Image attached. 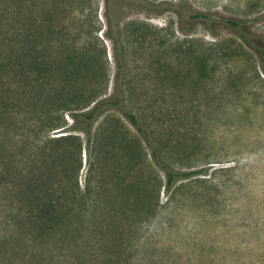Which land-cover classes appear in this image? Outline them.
Masks as SVG:
<instances>
[{"label":"rangeland","instance_id":"374dc122","mask_svg":"<svg viewBox=\"0 0 264 264\" xmlns=\"http://www.w3.org/2000/svg\"><path fill=\"white\" fill-rule=\"evenodd\" d=\"M65 1L58 12L66 22L53 42L70 44L79 32L78 45L93 50L79 89L103 67L111 92L117 65L104 33V0L75 8L76 15ZM17 4L0 0V175L8 172L13 182L15 169L19 193L52 174L56 188L62 157L76 169L78 156L71 150L53 166L45 163L47 139L65 130L52 129L56 111L43 113L38 100L36 107L21 94ZM119 13L126 107L165 164L205 171L167 190L151 147L121 110L111 109L94 124L91 157L81 152L77 180L84 189L92 167L100 192L67 248L40 243L16 224L22 195L0 181V264H264V67L255 50L264 49V0H124ZM53 46V59L67 55ZM62 114L71 125L70 112ZM70 133L85 146L83 131Z\"/></svg>","mask_w":264,"mask_h":264},{"label":"trees","instance_id":"16d2710c","mask_svg":"<svg viewBox=\"0 0 264 264\" xmlns=\"http://www.w3.org/2000/svg\"><path fill=\"white\" fill-rule=\"evenodd\" d=\"M16 1L18 8H16L17 14L15 12V15L19 23L23 19L20 24L22 29L20 28L16 32V42L19 43V46L14 49L17 83L21 85V94L25 103L35 101L33 98L38 100L43 113L52 114L53 111H56L57 115H54L53 119H51V123H54L52 129L62 128L65 130V134L47 139L43 150L46 158L45 163L50 165L51 162L53 166L59 155H66L71 150L78 156L76 169L75 166H69L67 160L62 157L61 167L55 172L56 188L52 186V179H54L52 174L47 177V183H38V180L35 179L29 185L30 189L28 191L20 190L17 193L15 184L17 173L14 172L15 169H13V182H11L8 172L5 173L7 176L5 178L0 175V181L3 182L7 179L5 181L6 184L13 183V195H22L19 203L20 205L22 204L20 211L23 215L20 219L18 218L16 224L18 223L27 229L33 234V238L39 240L40 243L60 241L67 248L71 245V239H76L72 234L78 227L77 222L88 215L92 203L96 201V197L100 192V186L92 182V167H89L84 189L77 180V172L81 167V152L84 149L86 154L91 157L94 124L102 114L111 109L121 110L151 147L155 161L165 171V187L167 190L175 187L176 181L205 171L202 169L175 170L165 164L161 160L154 144L145 135L138 116L126 107L123 86L124 47L121 39V17L119 13V4L124 0H104V16L106 18L104 33L105 37L112 42L113 56L117 65L111 92L108 91V76L103 67L98 76L91 77L89 74L88 80L79 89L77 81L80 77H85L86 72L92 69L89 63V59L92 57L89 55L93 51L86 44L78 45L76 36L78 35L77 37H79V32L72 38L74 42L70 44L67 40H64L65 38L59 40L58 43L53 42L57 25H60L63 29L62 24L66 22L65 15L61 16V13L58 12L59 7L63 6L62 0ZM65 2L67 3L65 6L68 12L73 15L78 13L74 10L75 8L82 7L85 10L91 4V0H66ZM29 3L33 6H30L29 10L24 8L22 11V8L27 4L29 5ZM38 9L43 10L40 17L36 16L35 13ZM204 17L207 16L204 15ZM81 28L83 30L82 33H85L84 24L81 25ZM25 29L26 32H24ZM53 44L59 46L60 51L64 49L67 55L53 59L51 54H49L50 50L55 48ZM255 50L261 57V65L264 67V49L255 48ZM5 53L1 57L8 56L7 52ZM32 104L36 106L37 102L35 101ZM30 111L33 114L36 110ZM60 111L70 112L73 120L71 125L67 124L62 112L59 114ZM71 131H83L85 133V146L80 135L70 133ZM128 178L130 184L136 182L135 175H129ZM99 182L105 183L103 179L99 180ZM6 187H9V185ZM16 227L18 230V226ZM22 227L19 226L21 229ZM26 255V253H23L22 257H26ZM34 256L32 257L34 258ZM71 258H74V256Z\"/></svg>","mask_w":264,"mask_h":264}]
</instances>
